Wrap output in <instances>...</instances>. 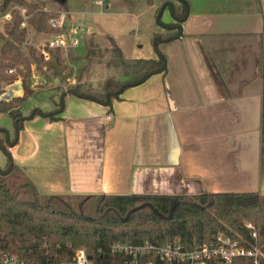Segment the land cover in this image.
Segmentation results:
<instances>
[{"label": "crops", "instance_id": "0c3cea01", "mask_svg": "<svg viewBox=\"0 0 264 264\" xmlns=\"http://www.w3.org/2000/svg\"><path fill=\"white\" fill-rule=\"evenodd\" d=\"M120 2L133 1L99 5ZM187 2L177 36L159 41L164 71L109 106L61 90L60 108L52 102L22 121L8 157L40 194L264 195V0ZM167 3L146 0L148 31L159 18L162 29L173 22ZM31 79L22 116L28 98L49 87L44 75Z\"/></svg>", "mask_w": 264, "mask_h": 264}, {"label": "trees", "instance_id": "16d2710c", "mask_svg": "<svg viewBox=\"0 0 264 264\" xmlns=\"http://www.w3.org/2000/svg\"><path fill=\"white\" fill-rule=\"evenodd\" d=\"M59 8H65L67 0H53ZM23 5L26 23L34 34L49 33L48 18L52 12L42 10L32 0H1L0 14L9 6ZM173 22L165 24L167 32L157 33L154 48L157 56L149 59L124 58L116 64L124 78L106 79L99 91H82L78 84L67 91L110 105L125 88L137 84L156 71L165 70V58L157 49V42L177 36L180 22L188 11L187 0H177L168 5ZM21 17L11 10V21L4 23L0 33V67L17 70L21 78V95L8 101H0V113H7L18 131L24 119L19 106L32 93L26 81L30 74V57L34 49L25 41L24 28H19ZM27 45L26 56L19 46ZM58 49L50 50L47 62L58 64ZM89 54V50L86 51ZM41 59V57L39 56ZM264 65V45L261 51ZM123 67V68H122ZM15 104L14 106L12 104ZM57 107L59 104H56ZM55 110L46 113L53 119ZM1 134H3L1 132ZM0 145L6 151V161L0 167V251L14 255L23 264H72L76 249L83 247L90 264L118 263L122 256L112 253L108 246L114 240L138 242L150 239L164 242L178 238L182 242H200L214 233L239 235L245 242L251 241L245 222L257 231V245L262 253L257 264H264V195L258 192H203L196 195L162 194H40L25 172L11 163L9 167L8 144ZM9 169L7 170V168ZM240 264H252L241 258Z\"/></svg>", "mask_w": 264, "mask_h": 264}, {"label": "rangeland", "instance_id": "374dc122", "mask_svg": "<svg viewBox=\"0 0 264 264\" xmlns=\"http://www.w3.org/2000/svg\"><path fill=\"white\" fill-rule=\"evenodd\" d=\"M32 1H36L39 8L44 6L49 8L45 11L52 12L53 16L58 15L59 11L67 10V15H62L63 23L65 25L69 23L78 25L81 31L77 34L78 44L76 46L58 51L59 60L58 64H55L40 59L38 56L39 50L32 45L37 42V36H41L40 41H44L48 33L34 34L29 27L27 28L28 32H25L24 39L27 41V45L34 49L35 56L29 58L30 74L26 81L30 85L31 80H33L31 79L32 73L38 75L39 78L44 75L49 87L35 91L22 106V112H30L35 108L50 107L52 102L59 104L61 90H67L75 84H78L82 91L95 92L100 90L106 79L122 80L124 78L123 73L116 66L122 59L118 50L127 60L138 57L150 58L154 54L156 57L157 54L153 44L157 38L155 34L168 31L164 26L163 29L158 26L162 22L160 18L155 24V28L149 31L146 29L147 13L146 11L143 12V9L147 6L146 0H131L133 2L130 4L120 2L106 9L104 8L105 3L99 5L95 4L93 0H67L65 8H59L53 0ZM165 1L167 0H163V2ZM170 2L173 5L177 4V0H168V3ZM3 25L4 22L0 17V33L4 32ZM89 30L92 32L89 33ZM159 43L157 42V47ZM27 45L25 43L19 46L25 56ZM88 50L89 54L87 55L86 51ZM31 65L33 66L31 67ZM12 68H14L13 73H6L7 66L0 67V83L5 84L0 88V94L5 92V89L15 81L20 82L21 85V78L17 70H21L22 65L17 64ZM53 77L57 78L55 83L51 82ZM11 87L13 86H10L9 90ZM15 95L13 93L12 97ZM10 99L7 98L2 101ZM12 124V119L8 114H0V128L2 127L7 132V139L13 137L14 128ZM1 132L0 138L4 136L3 144L6 145L4 132H2L3 134ZM1 146L0 167L5 161V153Z\"/></svg>", "mask_w": 264, "mask_h": 264}, {"label": "built area", "instance_id": "2783aa9c", "mask_svg": "<svg viewBox=\"0 0 264 264\" xmlns=\"http://www.w3.org/2000/svg\"><path fill=\"white\" fill-rule=\"evenodd\" d=\"M93 2L101 4L102 0H93ZM13 9L18 11L21 17L19 28H24L28 32L27 15L23 5L9 6L0 14L1 19L4 23L10 22ZM63 14L67 15V12L59 11L58 15L48 18V26L53 31L47 34L44 41H40L42 37L37 36V42L32 44L39 50L38 56L44 61L50 59V50L72 48L78 44L77 34L81 30L78 25L72 23L65 25L62 20ZM5 71L13 73L14 68H7ZM10 86L0 94V99H6ZM245 226L251 240L248 242L239 235L217 232L200 242L186 243L178 238L164 242L150 239L138 242L114 240L110 242L108 248L112 253L122 256L118 263L112 264H240L241 258H248L252 264H257L258 257L262 255L257 245V231L249 222H245ZM0 264L23 263L14 255L0 251ZM72 264H90L83 247L76 249Z\"/></svg>", "mask_w": 264, "mask_h": 264}, {"label": "water", "instance_id": "95a60500", "mask_svg": "<svg viewBox=\"0 0 264 264\" xmlns=\"http://www.w3.org/2000/svg\"><path fill=\"white\" fill-rule=\"evenodd\" d=\"M63 94H64V92H62L61 95H60V97H59V108H60L61 105H62V104H61V99H62ZM11 97H12V95L8 93L6 99H7V98L10 99ZM34 110H36V109H33L32 111H30L29 115H32V113H33ZM13 128H14V139H13V141H15V139H16V134H17V130H16V128H15V121L13 122ZM2 130H3L4 135H5L6 144H8L7 132H6L4 129H2ZM13 141H12V142H13ZM1 148H2L3 152L5 153V156H7L4 147L1 146ZM10 165H11V162H9V167H10ZM9 167L7 168V170L9 169ZM88 258L90 259V256H88Z\"/></svg>", "mask_w": 264, "mask_h": 264}, {"label": "bare ground", "instance_id": "6f19581e", "mask_svg": "<svg viewBox=\"0 0 264 264\" xmlns=\"http://www.w3.org/2000/svg\"><path fill=\"white\" fill-rule=\"evenodd\" d=\"M15 90H16V91L19 90L18 86H17V88H16V87H12L9 91H10V93H13ZM16 91H15V92H16ZM10 93H9V94H10Z\"/></svg>", "mask_w": 264, "mask_h": 264}]
</instances>
